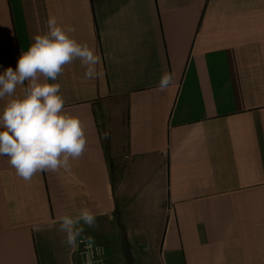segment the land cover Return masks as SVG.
<instances>
[{
	"label": "crops",
	"instance_id": "crops-1",
	"mask_svg": "<svg viewBox=\"0 0 264 264\" xmlns=\"http://www.w3.org/2000/svg\"><path fill=\"white\" fill-rule=\"evenodd\" d=\"M50 16L101 57L48 81L87 145L30 181L0 156V264H81L85 207L110 264H264V0H0V73Z\"/></svg>",
	"mask_w": 264,
	"mask_h": 264
},
{
	"label": "clouds",
	"instance_id": "clouds-1",
	"mask_svg": "<svg viewBox=\"0 0 264 264\" xmlns=\"http://www.w3.org/2000/svg\"><path fill=\"white\" fill-rule=\"evenodd\" d=\"M74 32V27L61 26L50 16L47 31L33 37L28 50L20 54L15 69L9 66L0 73V100L9 98L0 112V156H6L25 181L38 172L69 169L70 160L80 158L86 149L82 121L64 110L60 84L48 82L56 81L65 66L76 60L85 67V78L99 75L97 66L102 63L101 57L87 43L78 42L72 35ZM172 80L171 74H163L159 89H167ZM85 225L97 227L95 215L86 207L76 216H62L59 231L66 235L69 247H77L78 238L86 243L87 264H92L94 240L83 235ZM102 251L96 248L97 254Z\"/></svg>",
	"mask_w": 264,
	"mask_h": 264
},
{
	"label": "built area",
	"instance_id": "built-area-1",
	"mask_svg": "<svg viewBox=\"0 0 264 264\" xmlns=\"http://www.w3.org/2000/svg\"><path fill=\"white\" fill-rule=\"evenodd\" d=\"M77 245H78L77 246V252L79 253V255L82 258L81 264H87L88 249L86 248V243H81L80 238H78ZM97 247H99L103 250L102 254L96 253ZM91 252H92V264H110L106 258L105 250L100 244L94 242V245H93V248L91 249Z\"/></svg>",
	"mask_w": 264,
	"mask_h": 264
}]
</instances>
